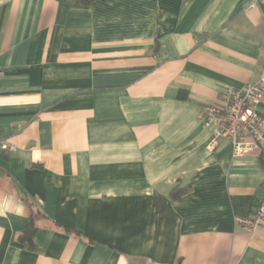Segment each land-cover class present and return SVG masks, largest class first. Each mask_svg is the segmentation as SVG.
<instances>
[{
	"label": "crops",
	"instance_id": "crops-1",
	"mask_svg": "<svg viewBox=\"0 0 264 264\" xmlns=\"http://www.w3.org/2000/svg\"><path fill=\"white\" fill-rule=\"evenodd\" d=\"M252 82L264 0H0V264H264L261 153L199 119Z\"/></svg>",
	"mask_w": 264,
	"mask_h": 264
},
{
	"label": "built area",
	"instance_id": "built-area-1",
	"mask_svg": "<svg viewBox=\"0 0 264 264\" xmlns=\"http://www.w3.org/2000/svg\"><path fill=\"white\" fill-rule=\"evenodd\" d=\"M263 98V82H252L240 89H227L223 102L203 107L199 119L205 126L215 124L216 142L219 139L231 141L235 158L257 150L264 162V119L256 113V107ZM236 222L247 233L264 227V197L250 217L237 218Z\"/></svg>",
	"mask_w": 264,
	"mask_h": 264
},
{
	"label": "trees",
	"instance_id": "trees-1",
	"mask_svg": "<svg viewBox=\"0 0 264 264\" xmlns=\"http://www.w3.org/2000/svg\"><path fill=\"white\" fill-rule=\"evenodd\" d=\"M95 0H80V2H82L83 4L85 5H90L94 2ZM187 187L185 188H177V189H174V191L172 192L171 194V197L173 199H179L181 196H183L186 191H187ZM40 215L36 214L34 215L29 224H28V227L27 229L24 231V233L22 234V236L20 237V239L22 241H28L31 243V239H32V236L34 235V233L36 232V221L37 219L39 218Z\"/></svg>",
	"mask_w": 264,
	"mask_h": 264
},
{
	"label": "water",
	"instance_id": "water-1",
	"mask_svg": "<svg viewBox=\"0 0 264 264\" xmlns=\"http://www.w3.org/2000/svg\"><path fill=\"white\" fill-rule=\"evenodd\" d=\"M261 192H262V194H263V197H264V191H263V190H261Z\"/></svg>",
	"mask_w": 264,
	"mask_h": 264
}]
</instances>
